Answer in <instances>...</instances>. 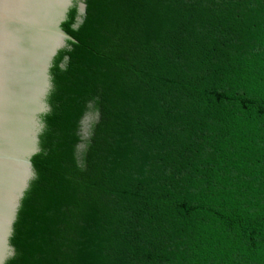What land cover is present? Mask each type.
Returning a JSON list of instances; mask_svg holds the SVG:
<instances>
[{
  "label": "trees",
  "instance_id": "16d2710c",
  "mask_svg": "<svg viewBox=\"0 0 264 264\" xmlns=\"http://www.w3.org/2000/svg\"><path fill=\"white\" fill-rule=\"evenodd\" d=\"M97 54L38 264H264V0H121Z\"/></svg>",
  "mask_w": 264,
  "mask_h": 264
},
{
  "label": "water",
  "instance_id": "95a60500",
  "mask_svg": "<svg viewBox=\"0 0 264 264\" xmlns=\"http://www.w3.org/2000/svg\"><path fill=\"white\" fill-rule=\"evenodd\" d=\"M121 0H0V264L54 235L63 138Z\"/></svg>",
  "mask_w": 264,
  "mask_h": 264
},
{
  "label": "rangeland",
  "instance_id": "374dc122",
  "mask_svg": "<svg viewBox=\"0 0 264 264\" xmlns=\"http://www.w3.org/2000/svg\"><path fill=\"white\" fill-rule=\"evenodd\" d=\"M98 113L97 111H88L86 112L80 120V131L83 136L86 137L88 135V131L90 129L91 124L97 119ZM84 143H79L77 149H81Z\"/></svg>",
  "mask_w": 264,
  "mask_h": 264
}]
</instances>
